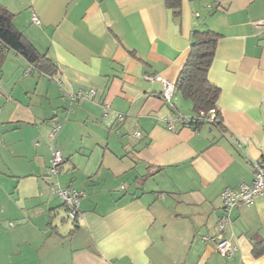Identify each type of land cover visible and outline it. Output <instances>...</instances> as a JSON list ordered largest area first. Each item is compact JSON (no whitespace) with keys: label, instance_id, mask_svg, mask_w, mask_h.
Segmentation results:
<instances>
[{"label":"crops","instance_id":"obj_1","mask_svg":"<svg viewBox=\"0 0 264 264\" xmlns=\"http://www.w3.org/2000/svg\"><path fill=\"white\" fill-rule=\"evenodd\" d=\"M0 6L55 64L0 47V264H264V191L217 225L222 189L264 159V0H181L178 14L164 0ZM194 28L220 33L207 77L221 127L181 124L190 102H167L153 78L174 84ZM55 148L64 161L49 174ZM55 183L83 191L76 221Z\"/></svg>","mask_w":264,"mask_h":264},{"label":"trees","instance_id":"obj_2","mask_svg":"<svg viewBox=\"0 0 264 264\" xmlns=\"http://www.w3.org/2000/svg\"><path fill=\"white\" fill-rule=\"evenodd\" d=\"M164 2L174 14L179 13L181 0ZM191 33L192 40L187 57L174 82V92L187 99L191 105L192 114L188 115V120L183 124L197 127L208 122L221 127L222 117L216 106L220 89L207 77L220 33L196 28ZM0 47L20 53L34 68L44 69L48 73L55 69L52 59L40 53L13 25L12 13L3 6H0Z\"/></svg>","mask_w":264,"mask_h":264},{"label":"built area","instance_id":"obj_3","mask_svg":"<svg viewBox=\"0 0 264 264\" xmlns=\"http://www.w3.org/2000/svg\"><path fill=\"white\" fill-rule=\"evenodd\" d=\"M31 20L34 23H39V19L35 13H32ZM260 29L264 32V8L262 10V16L257 22ZM153 78L161 80L163 82L162 94L167 102H170L171 96L174 92V84L164 78H161L159 75H155ZM94 93L93 89L87 91H79L75 94H71V98H84L89 94ZM107 107V104H106ZM117 118L122 120L123 115L118 114ZM177 119L181 124L188 120V115L178 114ZM170 128H173L172 124H169ZM58 126L54 125L53 129H56ZM135 136L139 135V132L134 133ZM64 161L61 150L55 148L51 152L50 164L48 167L49 174H56L59 170L60 165ZM253 169V178L250 182H240L235 186H226L222 189L220 195L222 198V210L223 214L218 218L217 225L220 230H223L229 222V211L232 206L237 204H248L253 201V199L261 195L264 191V159L257 158L251 162ZM50 190L53 194H56L61 200L66 204L68 215L77 220L80 217V211L78 208L79 200L84 195L82 190L61 187L58 183L53 184L50 187ZM216 249L226 255H230L233 251V246L230 244L226 238H217L215 240ZM187 264V263H181Z\"/></svg>","mask_w":264,"mask_h":264}]
</instances>
